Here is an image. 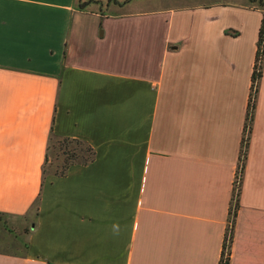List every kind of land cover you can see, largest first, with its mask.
Segmentation results:
<instances>
[{"label":"crops","instance_id":"1","mask_svg":"<svg viewBox=\"0 0 264 264\" xmlns=\"http://www.w3.org/2000/svg\"><path fill=\"white\" fill-rule=\"evenodd\" d=\"M8 1L59 16L0 19V215L31 224L0 264H218L260 9ZM255 85L229 264H264V59ZM50 132L94 159L44 175Z\"/></svg>","mask_w":264,"mask_h":264},{"label":"rangeland","instance_id":"2","mask_svg":"<svg viewBox=\"0 0 264 264\" xmlns=\"http://www.w3.org/2000/svg\"><path fill=\"white\" fill-rule=\"evenodd\" d=\"M46 1L49 3H55L62 0ZM213 1L221 2V4L226 5H228L230 2H247L250 4L249 0H76L75 5L81 12L85 13L83 16L84 19H91L93 18L91 13H100L101 10L110 12L118 6L123 7L125 10H134L139 8L154 9L175 7L184 3L202 4ZM18 4L19 3L16 1L10 2L8 0H0V6H2L0 10V19H17V17H22V15L26 17L29 16L30 18L38 17V19H55V17L59 16V14H56V12H52V5L50 4H46L45 6L39 5L37 11L38 15L27 14V9H20V4ZM260 11L262 14L264 13V9H260ZM247 13V15H249L250 12ZM249 110L250 107L248 105V111ZM245 128H247L246 125ZM59 152V150L51 148L50 152L48 153V162L46 163L45 167H43L44 175L53 174L56 166L60 167L62 163V156L59 155ZM236 177L239 178L238 171L236 173ZM34 208L35 206L32 207V209ZM30 211L28 212L27 216H29ZM28 225L31 224L27 220L26 216L11 217L4 214L0 215V250H6L10 252L24 251V249L27 247L25 243L27 241V237L24 234V231L28 229Z\"/></svg>","mask_w":264,"mask_h":264},{"label":"trees","instance_id":"3","mask_svg":"<svg viewBox=\"0 0 264 264\" xmlns=\"http://www.w3.org/2000/svg\"><path fill=\"white\" fill-rule=\"evenodd\" d=\"M251 5L256 6L258 9H264V0H249ZM81 5V4H80ZM263 11V10H262ZM264 59V13L261 17L260 26L258 29V36H257V43H256V53H255V63H254V70L252 73V85L253 92L250 94L249 98V107L250 110L248 111L247 116V128H245L246 135L244 139H242V160L238 168V176L239 178L234 181L233 190H232V198L229 207V220L230 226L226 228L222 252L220 256V260L218 264H229V248L230 243L232 240L233 234V226L235 222V218L237 215V210L239 207V195L241 191V181H242V174L244 170V161L246 152L248 149L249 137H250V130L253 120V109H254V96L256 91V80L261 76V68L262 62ZM51 148L59 150V155L62 156V163L60 167L56 166L53 174L54 175H64L67 169L74 164H87L94 159L95 151L94 149L84 140L78 138H71V137H61L56 136L50 132L48 137V143L46 148V154L44 158V167L48 162V153L50 152ZM244 148V149H243ZM44 170V169H43ZM35 211H37L38 200L36 199L34 202Z\"/></svg>","mask_w":264,"mask_h":264},{"label":"built area","instance_id":"4","mask_svg":"<svg viewBox=\"0 0 264 264\" xmlns=\"http://www.w3.org/2000/svg\"><path fill=\"white\" fill-rule=\"evenodd\" d=\"M238 178L236 177V180H237Z\"/></svg>","mask_w":264,"mask_h":264}]
</instances>
